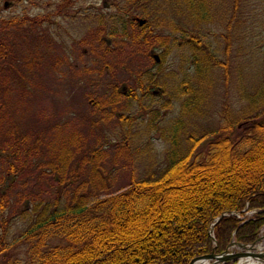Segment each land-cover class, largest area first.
I'll return each instance as SVG.
<instances>
[{"label": "rangeland", "instance_id": "374dc122", "mask_svg": "<svg viewBox=\"0 0 264 264\" xmlns=\"http://www.w3.org/2000/svg\"><path fill=\"white\" fill-rule=\"evenodd\" d=\"M200 1L211 17L196 23L185 0H0V44L18 47L8 19L37 15L47 16L42 27L25 26L43 28V45L50 47L42 59V53L33 58L39 66L29 83L17 80L21 88L7 94L14 114L0 121V133L13 125L9 121L21 120L31 139L41 131L44 142L14 180L1 169L0 264L27 260L20 233L35 203H89L125 189L133 174L157 173L166 164L176 120L181 150L189 136L221 127L226 118L238 120L246 106L241 90L252 91L264 78V0ZM140 19L148 23L145 34L137 26ZM173 25L185 26V33ZM189 39L214 54L201 79L185 44ZM153 53L163 54V63ZM148 72L158 84L150 85L153 96L139 105L124 90L139 80L147 83ZM14 78L0 70V80ZM182 81L195 97L189 111L181 104L187 95H176ZM57 242L50 239L48 247Z\"/></svg>", "mask_w": 264, "mask_h": 264}, {"label": "trees", "instance_id": "16d2710c", "mask_svg": "<svg viewBox=\"0 0 264 264\" xmlns=\"http://www.w3.org/2000/svg\"><path fill=\"white\" fill-rule=\"evenodd\" d=\"M184 3L188 17L196 23L210 19L205 3ZM43 17L47 16L8 19L19 43L18 47L0 44V70L15 74L13 80H0V121L11 120L14 114L7 94L20 87L17 80L27 79L29 83L39 66H34L33 58L50 49L43 45L47 37L43 28L37 32L31 25L25 26L32 23L42 27ZM141 20L137 26L145 34L148 23ZM173 26L185 33V26ZM21 37L27 39L30 48L24 47ZM185 44L192 50L195 72L201 79L214 54L200 41L189 39ZM163 61L160 54L156 62ZM154 74L149 73L147 83L139 80L136 87L124 90L125 97L139 105L144 96L152 97L149 87L158 84ZM183 83L176 95H187L181 104L182 111H189L195 106V97ZM113 88L117 91V86ZM240 94L246 106L238 120L226 118L221 127L189 136L182 150L176 135L181 122L174 121L167 161L157 173L142 177L133 174L125 189L95 197L89 203L77 199L63 206L45 203L41 208L35 203L20 233V240L28 244L27 260H6L3 264H191L213 248L221 253L231 240L253 242L264 225V78L252 91L242 89ZM9 123L13 125L0 133V173L4 168L14 180L30 165L28 159L42 151L44 142L41 131L31 139L29 131L20 128L21 120ZM4 194L0 188V209ZM4 226L2 221L0 229ZM211 227L215 243L209 233ZM50 239L58 242L48 247Z\"/></svg>", "mask_w": 264, "mask_h": 264}, {"label": "water", "instance_id": "95a60500", "mask_svg": "<svg viewBox=\"0 0 264 264\" xmlns=\"http://www.w3.org/2000/svg\"><path fill=\"white\" fill-rule=\"evenodd\" d=\"M139 23H142V20H139ZM153 58L155 59V61H159V55L157 53H153L152 54ZM223 214H221L219 217H217L216 220L220 219L222 217ZM210 235L213 237V228L211 227L209 230ZM213 241L215 243L214 237H213ZM261 241V237L258 236L254 242L249 243V244H243V243H238V242H234L231 241L227 248L222 251L221 253H215L214 248L211 250V252H209L208 254L199 256L197 258H195L191 264H195L199 259L201 258H210L213 259V261H216L220 264L225 263L226 261H237L241 256H245V255H249L251 257H255V258H260L264 261V252L263 251H252V249L254 248V245L257 242ZM237 244L239 247H241L240 251H234V252H230L228 250L229 246L235 245Z\"/></svg>", "mask_w": 264, "mask_h": 264}, {"label": "bare ground", "instance_id": "6f19581e", "mask_svg": "<svg viewBox=\"0 0 264 264\" xmlns=\"http://www.w3.org/2000/svg\"><path fill=\"white\" fill-rule=\"evenodd\" d=\"M256 248L264 252V237L262 240L256 244ZM239 264H264V261L260 258L251 257L249 255L241 256L239 259ZM196 264H220L210 258H201Z\"/></svg>", "mask_w": 264, "mask_h": 264}, {"label": "built area", "instance_id": "2783aa9c", "mask_svg": "<svg viewBox=\"0 0 264 264\" xmlns=\"http://www.w3.org/2000/svg\"><path fill=\"white\" fill-rule=\"evenodd\" d=\"M250 213L251 212H248L247 215H249ZM259 236L261 237V240H262V237H264V225L260 228ZM258 243L259 242H257L256 244H258ZM256 244L254 245V248L252 250H257ZM237 249H241V247H239L237 244L228 247L229 251H234Z\"/></svg>", "mask_w": 264, "mask_h": 264}]
</instances>
